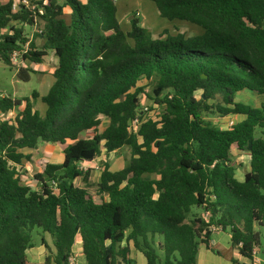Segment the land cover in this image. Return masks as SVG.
Listing matches in <instances>:
<instances>
[{
  "label": "trees",
  "instance_id": "obj_1",
  "mask_svg": "<svg viewBox=\"0 0 264 264\" xmlns=\"http://www.w3.org/2000/svg\"><path fill=\"white\" fill-rule=\"evenodd\" d=\"M30 1L34 10L16 13L13 0L0 4V63L13 66L19 53L37 66L48 51L58 62L41 97L44 116L34 109L37 92L0 98V264H31L36 231L51 237L56 264H69L78 238L87 264H130V243L148 264H195L200 244L212 249L213 228L252 260L256 227L264 228V0H151L161 18L204 30L192 36L153 33L136 17L124 31L115 0ZM40 22L42 50L24 27ZM31 73L22 68L19 79ZM143 80H156L162 111L133 135ZM243 91L260 107L238 102ZM23 103L13 119L1 118ZM209 115L243 119L224 130ZM40 143L60 146L63 161L27 184L20 169ZM125 146L131 160L114 171L108 160ZM232 151L250 155L242 182ZM102 155L94 184L81 163Z\"/></svg>",
  "mask_w": 264,
  "mask_h": 264
},
{
  "label": "rangeland",
  "instance_id": "obj_2",
  "mask_svg": "<svg viewBox=\"0 0 264 264\" xmlns=\"http://www.w3.org/2000/svg\"><path fill=\"white\" fill-rule=\"evenodd\" d=\"M5 1V0H1ZM40 1V0H33ZM85 1V0H84ZM118 17L121 21L122 28L130 29V21L136 17L142 26L147 27L153 33H160L163 30H169L172 34H176L177 31L186 32L188 35H200L204 30L189 22L174 20L169 21L161 18L158 14L155 4L151 0H115ZM139 13V16L137 15ZM25 32L28 38L32 40L35 47L38 50H42L44 46V40L38 36L43 23L40 22L37 25L30 26L24 25ZM57 58L54 52L48 51V55L44 58V63L37 66H32L20 60L16 65L11 67L0 63V94L10 96L11 98L22 100L25 97L31 98L33 92H37L39 95H45L48 93L50 87L54 83L53 69L57 65ZM22 68H32L34 73H31V79L28 82L21 81L19 79L18 71ZM55 70V69H54ZM156 80L148 82L143 80L138 85L143 89V92L139 95V107L138 112H141L144 108H149V113L146 115V119H158L162 109L156 105L153 98V89L155 87ZM237 101L254 108H259L261 104V98L257 95H253L248 91H243L237 95ZM34 101V109L39 110L44 114V108L42 103ZM24 103L17 111L10 112L6 115H2V119H13L17 116L18 111L24 109ZM45 106V105H44ZM231 116V115H230ZM213 123L217 128L227 130L226 124L228 116L221 118L218 115H209L206 118ZM237 121V118H236ZM108 120L103 118V124L99 131H103L107 125ZM94 133L91 131L84 136H91ZM257 135L262 136L261 132H257ZM30 154V161L25 160L21 167V172L24 175L25 182L31 184V180L36 173H41L46 164H60L63 160V153L58 145L40 143L37 150L27 151ZM132 157V150L130 146L115 151L108 160L112 170H120L126 167ZM105 161V156H100L92 162L81 163V167L91 170L92 181L97 184L100 180L101 171ZM231 162L237 169V178H242L246 173L250 164V155L247 152L239 153L232 151ZM96 187L92 188V193L95 194ZM193 213L201 214L202 212L195 208ZM34 239L38 241V234L35 233ZM260 243H261V256L264 253V228H260Z\"/></svg>",
  "mask_w": 264,
  "mask_h": 264
},
{
  "label": "crops",
  "instance_id": "obj_3",
  "mask_svg": "<svg viewBox=\"0 0 264 264\" xmlns=\"http://www.w3.org/2000/svg\"><path fill=\"white\" fill-rule=\"evenodd\" d=\"M8 1L9 0H5V1L0 0V4L6 3ZM13 1L15 2L17 0H13ZM119 21H120V19H119ZM120 24H121V21H120ZM121 26H122V24H121ZM124 31H128V29H124ZM54 69H53V72H54ZM45 95L44 94L40 95V98L37 99L38 100L37 103H39V101H40V103H42L41 97H43ZM42 105L44 108L43 109L44 114L42 112H40L39 110H37V111H39L41 113V115L44 116L47 107L44 103H42ZM236 118H237V122H239L243 119L242 116H236ZM61 150H62V148H61ZM249 169H250V164L247 168V171H249ZM236 174H237V171H236ZM245 174L240 179L237 178V175H236V178L240 182H242V181H244ZM256 230H258L260 232V228L256 227ZM35 233L38 234V239H37L38 241H36L34 239ZM42 238L45 239L50 250H47L46 247L44 245H42ZM210 239H211V244L213 246L212 249L207 248L205 244H200L199 248H198V253L196 255V263L195 264H236V263L237 264H264V253L261 256V249H260V247L262 246L261 243H260L259 252H258L259 261L253 262L252 260H249L247 258L242 257L240 252L233 248L232 236L228 231L224 232V231H221L218 229L213 230V233H212ZM33 243H34V247L30 248L26 251V259L29 263H31V264H46L47 259L49 258V260H50L49 264H56L54 262L55 248L53 246L52 239L48 234L40 233V231L34 232ZM72 256L74 258V262H71L69 264H87L86 259L82 253L80 238H78V240L76 242V245L73 249ZM161 256H162V254H161ZM129 260L131 262L130 264H148V261H147L146 257L144 256V254L141 253L140 251H138L137 249H135L133 246V243H130Z\"/></svg>",
  "mask_w": 264,
  "mask_h": 264
},
{
  "label": "built area",
  "instance_id": "obj_4",
  "mask_svg": "<svg viewBox=\"0 0 264 264\" xmlns=\"http://www.w3.org/2000/svg\"><path fill=\"white\" fill-rule=\"evenodd\" d=\"M21 7H26V8H31L35 9V6L32 5L30 0H17L13 3L12 6V11L14 13L18 12ZM139 16V13L137 14ZM20 60V55L19 53H14L11 57V63L13 65H16L18 61ZM6 97L3 94H0V98ZM149 113V108H144L141 112H138L133 120H131L130 125H129V132L133 135H138L141 129V126L143 123L147 120L146 115ZM150 119V118H149ZM237 123L236 121V116L231 115L228 116V121L226 124L227 130L231 129L233 126H235ZM213 230H216V228H213ZM258 252H259V247H255L252 251V261L253 262H258ZM74 262L73 256L69 258V263Z\"/></svg>",
  "mask_w": 264,
  "mask_h": 264
}]
</instances>
